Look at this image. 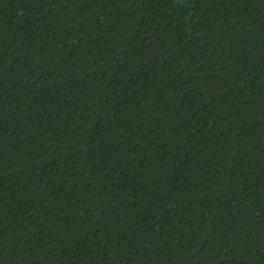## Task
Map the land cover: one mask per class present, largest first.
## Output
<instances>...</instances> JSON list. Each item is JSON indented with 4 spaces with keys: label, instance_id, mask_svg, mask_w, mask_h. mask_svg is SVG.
I'll list each match as a JSON object with an SVG mask.
<instances>
[{
    "label": "trees",
    "instance_id": "obj_1",
    "mask_svg": "<svg viewBox=\"0 0 264 264\" xmlns=\"http://www.w3.org/2000/svg\"><path fill=\"white\" fill-rule=\"evenodd\" d=\"M0 264H264V0H0Z\"/></svg>",
    "mask_w": 264,
    "mask_h": 264
}]
</instances>
